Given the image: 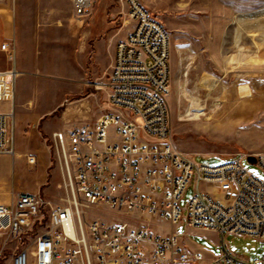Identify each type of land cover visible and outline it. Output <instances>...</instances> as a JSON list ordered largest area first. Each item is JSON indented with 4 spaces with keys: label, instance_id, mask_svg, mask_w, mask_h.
I'll list each match as a JSON object with an SVG mask.
<instances>
[{
    "label": "built area",
    "instance_id": "2783aa9c",
    "mask_svg": "<svg viewBox=\"0 0 264 264\" xmlns=\"http://www.w3.org/2000/svg\"><path fill=\"white\" fill-rule=\"evenodd\" d=\"M126 2L133 28L115 46L106 112L93 123L52 133L63 182L60 203L22 192L12 204H0V235L9 240L48 219L33 247L19 251L13 264H264V252L249 263L224 243L227 235L264 242V182L244 165L254 156L264 172V152L211 165L176 148L168 104L170 33L140 0ZM71 3L83 18L93 0ZM1 50L14 61L11 42ZM16 75L0 72V100L14 99ZM12 116L0 111V153H15ZM27 159L36 163L35 156ZM190 184L194 193L181 207ZM92 208L109 210L117 220L90 217ZM153 222L173 229L161 232ZM178 226L216 232L222 253L209 259L190 250Z\"/></svg>",
    "mask_w": 264,
    "mask_h": 264
},
{
    "label": "rangeland",
    "instance_id": "374dc122",
    "mask_svg": "<svg viewBox=\"0 0 264 264\" xmlns=\"http://www.w3.org/2000/svg\"><path fill=\"white\" fill-rule=\"evenodd\" d=\"M140 1L171 36L168 104L176 148L211 165L239 153L264 152V0ZM132 24L126 0H93L83 18L74 14L71 0H0V32L12 35L1 45L11 42L19 73L14 82L15 118L21 112L26 118L20 124L14 115L11 119L17 151H32L38 159L41 147L35 138L47 137L52 160L59 164L44 125L57 131L93 123L106 112L112 51ZM1 57L7 68L11 62L7 52ZM242 88L249 94L244 95ZM4 101L0 100L1 112L9 109ZM31 116L41 121L34 129L27 121ZM244 165L264 182L260 166L248 160ZM25 173L35 175V170L27 167ZM13 181L18 186V178ZM193 193L190 184L181 207ZM87 213L117 220L106 209ZM47 224L44 216L19 238L0 235V264H13L19 251L33 247L35 236ZM151 227L161 232L173 229L155 222ZM190 229L178 226L176 231L213 256L222 253L219 234ZM224 243L230 253L249 263L264 252V242L255 237L227 235Z\"/></svg>",
    "mask_w": 264,
    "mask_h": 264
},
{
    "label": "crops",
    "instance_id": "0c3cea01",
    "mask_svg": "<svg viewBox=\"0 0 264 264\" xmlns=\"http://www.w3.org/2000/svg\"><path fill=\"white\" fill-rule=\"evenodd\" d=\"M132 27L121 39L125 38L129 32L132 30ZM12 35L5 31L0 32V72L10 73L16 71L17 75L18 70L16 67V61L10 62L8 67L7 63L2 60L1 54L4 52L1 50V41L7 37L10 40ZM120 39V40H121ZM119 41V40H118ZM115 53V48L112 51L111 63L113 61ZM8 55V53H7ZM15 98V96H14ZM4 104L9 105V109L6 112H12L14 115V121L16 124H20L26 120L25 115L21 112L16 120V107L14 99L10 100L6 98ZM27 121L32 122V129L36 127V122L39 124L40 118L36 119L34 116H31ZM16 126V125H15ZM15 128V127H14ZM48 125H44V133L52 139V133ZM35 140L39 143L41 147V155L37 159L32 151H17L15 148L14 154L9 153H0V204H12L19 193L22 192H31L41 194L45 199L49 200L53 204L60 203L61 197L63 195L62 182H61V169L58 163H54L52 160V153L50 147L47 143V137H36ZM15 144V143H14ZM35 156L36 163L30 164L28 162L27 156ZM28 167L29 170H35V175H26L25 169ZM18 178V186L14 183L13 179ZM198 234H213L216 233L210 230H200V229H190ZM183 243L189 247L190 250L195 252H202L207 258H212L213 255L209 253L205 248L199 244L193 243L187 239H182Z\"/></svg>",
    "mask_w": 264,
    "mask_h": 264
},
{
    "label": "water",
    "instance_id": "95a60500",
    "mask_svg": "<svg viewBox=\"0 0 264 264\" xmlns=\"http://www.w3.org/2000/svg\"><path fill=\"white\" fill-rule=\"evenodd\" d=\"M248 161L251 162V163H254V161H255L254 156H249L248 157Z\"/></svg>",
    "mask_w": 264,
    "mask_h": 264
},
{
    "label": "bare ground",
    "instance_id": "6f19581e",
    "mask_svg": "<svg viewBox=\"0 0 264 264\" xmlns=\"http://www.w3.org/2000/svg\"><path fill=\"white\" fill-rule=\"evenodd\" d=\"M242 91H243V94L246 95V94H249L248 91H247V88H242Z\"/></svg>",
    "mask_w": 264,
    "mask_h": 264
}]
</instances>
